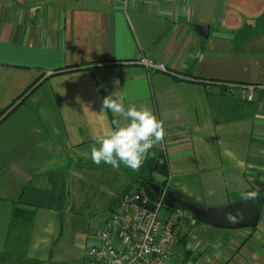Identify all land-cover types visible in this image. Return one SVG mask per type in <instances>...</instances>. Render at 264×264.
Masks as SVG:
<instances>
[{"label": "crops", "instance_id": "crops-1", "mask_svg": "<svg viewBox=\"0 0 264 264\" xmlns=\"http://www.w3.org/2000/svg\"><path fill=\"white\" fill-rule=\"evenodd\" d=\"M146 58L167 71L146 68ZM248 86H257L252 101ZM114 91L168 117L152 149L166 158L174 198L224 207L264 182V0H0V254L19 203L36 212L20 264H94L61 240L82 166L118 183L127 169L137 178L90 157L93 137L122 120L102 111ZM164 206L186 211L172 199ZM261 214L254 229L182 219L168 264H264Z\"/></svg>", "mask_w": 264, "mask_h": 264}, {"label": "built area", "instance_id": "built-area-1", "mask_svg": "<svg viewBox=\"0 0 264 264\" xmlns=\"http://www.w3.org/2000/svg\"><path fill=\"white\" fill-rule=\"evenodd\" d=\"M142 64L146 68L167 71L163 65H154L149 58ZM236 87L239 86L229 85L227 91L235 94ZM256 89L257 86L246 88L249 101L254 99ZM160 163H166L164 154ZM164 209V195L154 203L145 186L132 183L121 195L116 210L93 231L86 259L94 264H168L180 244L179 222L192 217L178 209L160 219Z\"/></svg>", "mask_w": 264, "mask_h": 264}, {"label": "clouds", "instance_id": "clouds-1", "mask_svg": "<svg viewBox=\"0 0 264 264\" xmlns=\"http://www.w3.org/2000/svg\"><path fill=\"white\" fill-rule=\"evenodd\" d=\"M104 110L110 111L116 117H122V120H114L111 128L93 137L94 143L90 147L92 162L97 165L103 162L116 170L124 165L138 171L150 150L163 142L164 121L168 117L157 118L147 103L126 105L125 97L119 91L104 97L102 111ZM256 195L254 191L244 192L241 193V199L252 200ZM243 218V212L239 209L225 213V219L229 223H239Z\"/></svg>", "mask_w": 264, "mask_h": 264}, {"label": "rangeland", "instance_id": "rangeland-1", "mask_svg": "<svg viewBox=\"0 0 264 264\" xmlns=\"http://www.w3.org/2000/svg\"><path fill=\"white\" fill-rule=\"evenodd\" d=\"M80 169L79 171L84 174L85 177L79 180V203L72 206L64 221L65 228L62 234L61 244L70 245L74 249L75 257L81 263L83 255L87 252V248H89L90 244L87 243L88 238H92L91 233L96 229L103 215L109 213V208L115 206V200L119 197L122 190L132 184L129 179H135V176L133 172L126 168L128 171V181L127 184H125L122 182L118 183V175H105L103 174L104 172L98 168L93 169V167L89 166V168L85 169L82 166ZM156 180L160 183L164 182V179L160 177H156ZM113 189L115 191L111 192L110 190ZM105 190H107V193L103 192ZM166 214L168 213L163 210L159 215L160 219L165 218ZM73 264H75V262Z\"/></svg>", "mask_w": 264, "mask_h": 264}, {"label": "trees", "instance_id": "trees-1", "mask_svg": "<svg viewBox=\"0 0 264 264\" xmlns=\"http://www.w3.org/2000/svg\"><path fill=\"white\" fill-rule=\"evenodd\" d=\"M258 24V23H257ZM35 85L32 86L29 90H27L21 97L16 99L15 102L12 103L9 110L4 111L2 116L6 114V112L10 111L11 108L17 105L19 102L25 101V99L30 96V94L34 91ZM3 121V120H2ZM1 121V122H2ZM111 121H114L111 119ZM0 122V123H1ZM163 156L158 153L156 150L151 149L149 155L144 160L142 166L138 170L137 178L133 183H140L142 186H145L151 195L152 201L158 202L161 198L160 192H158L159 188L156 189L154 186L165 187L167 184L169 169L167 163L161 164L160 160ZM156 177L163 178L164 182L160 183L156 180ZM250 189L248 191H254L257 193L256 197L252 199L253 202L256 203L259 210L262 212L264 210V182L260 181H250ZM129 187V186H128ZM127 187V188H128ZM125 189L119 197L115 200L117 203L121 195L126 191ZM247 191V192H248ZM11 218L9 221V229H8V240H7V250L4 253L0 254V264H12L11 260L14 259L16 264H20V261L24 259V250L30 243V234L33 228V223L36 218V212L31 209H26L22 207L19 203L14 205ZM191 222L193 225H197V223L192 219Z\"/></svg>", "mask_w": 264, "mask_h": 264}, {"label": "water", "instance_id": "water-1", "mask_svg": "<svg viewBox=\"0 0 264 264\" xmlns=\"http://www.w3.org/2000/svg\"><path fill=\"white\" fill-rule=\"evenodd\" d=\"M201 30L205 34V37L208 38L210 32L209 27L202 28ZM157 187L159 188L158 192H160L161 196L164 195V203L166 199L174 200L178 206L182 207L190 214L198 225H207L225 230L241 228L254 229V227L259 224L262 217L261 211L252 200L245 201L240 199V201L228 204L224 207H210L182 195H177L174 198V195L170 192H166L163 187L154 186L155 189ZM237 209L243 212V220L235 224L227 222L225 213L235 212Z\"/></svg>", "mask_w": 264, "mask_h": 264}]
</instances>
